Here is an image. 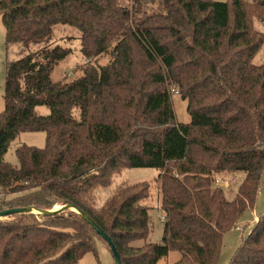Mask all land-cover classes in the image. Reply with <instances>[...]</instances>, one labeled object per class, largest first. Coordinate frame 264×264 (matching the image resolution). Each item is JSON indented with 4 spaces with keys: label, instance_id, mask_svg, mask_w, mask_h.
<instances>
[{
    "label": "trees",
    "instance_id": "obj_1",
    "mask_svg": "<svg viewBox=\"0 0 264 264\" xmlns=\"http://www.w3.org/2000/svg\"><path fill=\"white\" fill-rule=\"evenodd\" d=\"M160 2L162 11L141 17V2L0 0L6 44L39 45L5 71L0 210L71 202L111 236L123 264H157L171 250L180 253L174 264H217L223 234L254 207L264 174V62H253L264 0ZM59 24L80 29L87 58L110 50V62L54 80L71 52L53 40ZM176 88L189 123L177 120ZM41 105L50 112L37 113ZM35 130L46 146L22 144L19 166L6 162L11 142ZM133 167L160 169V244L147 241L148 182L122 185L104 202L95 193ZM225 173L243 174L232 199L214 184ZM97 236L72 209L16 214L0 220V264H77L97 252ZM229 264H264V213Z\"/></svg>",
    "mask_w": 264,
    "mask_h": 264
},
{
    "label": "rangeland",
    "instance_id": "obj_2",
    "mask_svg": "<svg viewBox=\"0 0 264 264\" xmlns=\"http://www.w3.org/2000/svg\"><path fill=\"white\" fill-rule=\"evenodd\" d=\"M122 4L128 5L133 8L139 6V2L142 4V9L138 16H145L149 13L162 11V3L160 0H119ZM216 1H228V0H216ZM252 2L253 0H245ZM254 28L261 31L264 34V20H261L258 16L253 17ZM53 40L64 47H69L71 52L55 66L51 73L54 80H60L64 77L68 79H74L82 74L83 68L94 62L99 65H107L111 60V51H105L98 56L87 58L81 50V31L75 26L69 25H56L54 27ZM38 44H30L26 46L21 43H15L11 45L6 44V27L0 18V112L4 110V76L7 67V63L17 60L29 53L30 51L37 49ZM255 64L264 62V42L253 59ZM171 87H174L172 85ZM172 89V88H171ZM175 91V89H174ZM177 91V88H176ZM172 101L174 110L177 116V120L181 123H189L191 121V115L187 110V100L181 96V93L172 92ZM36 111L39 114L46 115L50 112L47 106L41 105L36 107ZM47 135L45 131H23L21 132L9 145L7 152L4 155L6 162L13 166H19V158L16 153V149L26 144L29 146H35L43 148L46 146ZM160 169L155 167H133L125 168L120 173L113 177L110 185L106 187L98 186L95 193L101 202H104L110 195L122 185L135 184L139 182H148L150 184L149 196L143 201L149 206V215L151 223V232L147 238L148 242L162 243L164 232V213L161 209V187L158 180ZM226 174V173H225ZM230 173L222 176L229 177ZM237 178V183L224 190L227 198L232 199L239 193L238 183L242 180L243 174H234ZM221 177V176H220ZM98 201V206L102 203ZM60 206V205H56ZM55 206V207H56ZM75 211V210H74ZM264 213V174L261 179L260 188L256 197L254 207L245 212L241 221H239L231 230L226 231L223 234V245L220 253V257L217 264H229L238 248L241 246L243 239L252 230L257 218ZM14 215L1 218L0 220L12 219ZM96 253L89 251L78 261L77 264H114V257L108 243L97 236L96 238ZM143 242V241H139ZM180 257V253L177 250H171L169 254L161 258L157 264H174Z\"/></svg>",
    "mask_w": 264,
    "mask_h": 264
},
{
    "label": "water",
    "instance_id": "obj_3",
    "mask_svg": "<svg viewBox=\"0 0 264 264\" xmlns=\"http://www.w3.org/2000/svg\"><path fill=\"white\" fill-rule=\"evenodd\" d=\"M68 209L75 210L81 216H83L95 228L96 232L99 235H101L102 238L108 243L114 257V264H123L120 253L116 245L114 244L111 236L107 234L91 217H89L87 213H85L83 210H81L79 207H77L71 202H67L63 205H60L59 207H54L53 209L50 210L42 209L34 205L23 206V207H7L0 210V219L4 217L16 215V214H24V213L51 215L66 211Z\"/></svg>",
    "mask_w": 264,
    "mask_h": 264
},
{
    "label": "built area",
    "instance_id": "obj_4",
    "mask_svg": "<svg viewBox=\"0 0 264 264\" xmlns=\"http://www.w3.org/2000/svg\"><path fill=\"white\" fill-rule=\"evenodd\" d=\"M178 92V91H174ZM235 183H237V178L235 176H229V177H218L215 179L214 184L218 187H223L224 190L230 186H234Z\"/></svg>",
    "mask_w": 264,
    "mask_h": 264
},
{
    "label": "bare ground",
    "instance_id": "obj_5",
    "mask_svg": "<svg viewBox=\"0 0 264 264\" xmlns=\"http://www.w3.org/2000/svg\"><path fill=\"white\" fill-rule=\"evenodd\" d=\"M56 207H58V206H56Z\"/></svg>",
    "mask_w": 264,
    "mask_h": 264
}]
</instances>
